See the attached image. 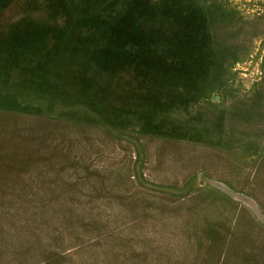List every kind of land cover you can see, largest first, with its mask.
Returning a JSON list of instances; mask_svg holds the SVG:
<instances>
[{"label":"rangeland","instance_id":"374dc122","mask_svg":"<svg viewBox=\"0 0 264 264\" xmlns=\"http://www.w3.org/2000/svg\"><path fill=\"white\" fill-rule=\"evenodd\" d=\"M0 264H264V0H0Z\"/></svg>","mask_w":264,"mask_h":264}]
</instances>
